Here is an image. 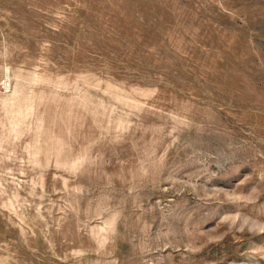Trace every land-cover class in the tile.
<instances>
[{"label": "rangeland", "instance_id": "374dc122", "mask_svg": "<svg viewBox=\"0 0 264 264\" xmlns=\"http://www.w3.org/2000/svg\"><path fill=\"white\" fill-rule=\"evenodd\" d=\"M0 264H264V0H0Z\"/></svg>", "mask_w": 264, "mask_h": 264}]
</instances>
